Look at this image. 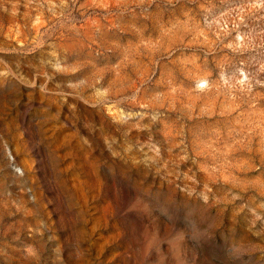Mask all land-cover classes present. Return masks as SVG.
Returning a JSON list of instances; mask_svg holds the SVG:
<instances>
[{"label": "rangeland", "instance_id": "1", "mask_svg": "<svg viewBox=\"0 0 264 264\" xmlns=\"http://www.w3.org/2000/svg\"><path fill=\"white\" fill-rule=\"evenodd\" d=\"M0 264H264V0H0Z\"/></svg>", "mask_w": 264, "mask_h": 264}]
</instances>
